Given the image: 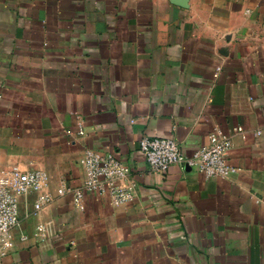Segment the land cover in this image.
<instances>
[{
  "label": "crops",
  "instance_id": "crops-1",
  "mask_svg": "<svg viewBox=\"0 0 264 264\" xmlns=\"http://www.w3.org/2000/svg\"><path fill=\"white\" fill-rule=\"evenodd\" d=\"M214 129L225 178L153 171L139 149L173 137L190 156ZM88 149L129 165L133 198L57 193L83 186ZM12 164L46 171L54 201L22 198L5 264H264V0H0Z\"/></svg>",
  "mask_w": 264,
  "mask_h": 264
},
{
  "label": "built area",
  "instance_id": "built-area-1",
  "mask_svg": "<svg viewBox=\"0 0 264 264\" xmlns=\"http://www.w3.org/2000/svg\"><path fill=\"white\" fill-rule=\"evenodd\" d=\"M242 133L243 129H235ZM79 134H84L83 124L79 125ZM232 137L222 134L218 129L210 133V143L196 148L190 156H185L181 144L173 137L144 136L139 149L151 170L165 173L173 164L195 168L207 176L227 177L234 169L228 163ZM85 178L80 188L62 185L57 193H72L73 202L85 207L87 194L107 196L112 203H123L135 196L136 184L128 182L131 169L122 159L88 149L82 160ZM125 181V184H121ZM50 180L46 171L40 169L24 170L18 164L0 166V264L14 247L13 230L20 226L19 207L23 197L34 196V211L38 213L44 206L54 201L48 190ZM43 232V223L38 225Z\"/></svg>",
  "mask_w": 264,
  "mask_h": 264
}]
</instances>
